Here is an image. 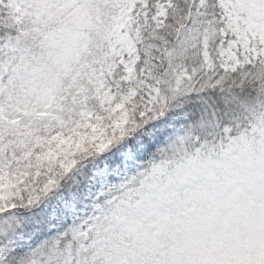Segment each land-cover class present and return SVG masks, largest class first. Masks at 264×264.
Here are the masks:
<instances>
[{"label": "snow or ice", "instance_id": "6c2138e0", "mask_svg": "<svg viewBox=\"0 0 264 264\" xmlns=\"http://www.w3.org/2000/svg\"><path fill=\"white\" fill-rule=\"evenodd\" d=\"M85 2L0 0V264H128L127 238L117 241L106 230L107 213L162 150L177 147L200 158L219 148L229 155L240 139L264 135V121L242 132L237 122L211 137L198 130L205 111L225 116L250 94L264 108V28L249 27V11L241 10L264 0H197L203 15L189 16L180 29L193 33L190 44H181L183 59L177 40L162 39L148 50L175 0H99L117 6L120 35L128 39L116 45L100 82L83 94L73 91L67 115L45 127L27 114L18 85L35 76L44 48L57 38L41 34L40 25L64 20ZM169 93L182 101L179 118L160 114ZM97 122L123 125L120 139L99 144L73 180L76 133H90ZM60 138H71L73 149ZM87 195L91 210L82 215ZM128 231L140 234L137 225Z\"/></svg>", "mask_w": 264, "mask_h": 264}, {"label": "rangeland", "instance_id": "374dc122", "mask_svg": "<svg viewBox=\"0 0 264 264\" xmlns=\"http://www.w3.org/2000/svg\"><path fill=\"white\" fill-rule=\"evenodd\" d=\"M241 10L249 11V27L264 28V4ZM24 27L31 31L33 24L26 21ZM121 27L117 6L99 0H86L64 20L44 21L41 34L57 38L44 48L35 76L29 74L18 85L16 95L27 114L45 127L67 115L76 102L73 91L83 94L100 82L118 54L116 45L128 39L126 33L120 35ZM191 35L185 29L175 48L190 44ZM261 121L264 117L252 126L260 128ZM122 128L97 122L90 133H76L74 149L71 138H60V144L73 149L69 162L75 164L77 153H95L99 144L120 136ZM198 130L209 137L219 131ZM91 203L92 195H87L82 215ZM132 225L139 235L129 233ZM105 228L117 241L127 238L128 264H264V135L240 139L229 155L219 148L200 158L177 147L162 150L158 161L136 176L121 203L108 210Z\"/></svg>", "mask_w": 264, "mask_h": 264}, {"label": "trees", "instance_id": "16d2710c", "mask_svg": "<svg viewBox=\"0 0 264 264\" xmlns=\"http://www.w3.org/2000/svg\"><path fill=\"white\" fill-rule=\"evenodd\" d=\"M175 3L177 6L172 7L168 13L169 20L167 25L158 33L156 39L148 42L149 51H152V45L159 44L162 39L178 40L180 34H182L180 29L186 22L187 18L191 16L198 21L203 15V13L197 9V0H175ZM176 44L177 43H175L174 46ZM181 50V48L176 46L177 54L183 59V53ZM143 52L144 49L142 48L141 53ZM222 90H227V86ZM262 93H264V90H262ZM181 106L182 101L180 98L176 94L169 93L168 99L165 100L164 108L161 109L160 114L167 115L168 113H174L175 117L179 118L182 115V112L180 111ZM262 117H264V108L257 107L255 95L250 94L240 107L230 110L225 116H220L217 111H205L202 117V126H198V128L207 129L213 127L215 129H220L224 125L235 126L238 122L240 124V131H242L245 126L249 127L254 125L255 121L258 119L260 120ZM114 139L119 140L120 136L115 134ZM93 155L94 151L92 150H89L86 153H77L75 162L78 161L79 164L71 176V179L75 180L77 175L82 173L83 170L91 164L92 159H90V157H93Z\"/></svg>", "mask_w": 264, "mask_h": 264}]
</instances>
